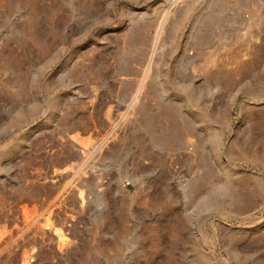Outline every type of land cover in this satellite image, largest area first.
<instances>
[{
  "label": "rangeland",
  "instance_id": "374dc122",
  "mask_svg": "<svg viewBox=\"0 0 264 264\" xmlns=\"http://www.w3.org/2000/svg\"><path fill=\"white\" fill-rule=\"evenodd\" d=\"M0 264H264V0H0Z\"/></svg>",
  "mask_w": 264,
  "mask_h": 264
},
{
  "label": "bare ground",
  "instance_id": "6f19581e",
  "mask_svg": "<svg viewBox=\"0 0 264 264\" xmlns=\"http://www.w3.org/2000/svg\"><path fill=\"white\" fill-rule=\"evenodd\" d=\"M172 120V119H171ZM177 127V126H176ZM183 126H181V128H182ZM190 128V127H189ZM179 130V129H178ZM191 134V132H190V130L186 127V128H184V129H182V131H181V133H180V135L182 136V137H184V136H186V135H190ZM171 141V140H170ZM169 141V142H170Z\"/></svg>",
  "mask_w": 264,
  "mask_h": 264
}]
</instances>
